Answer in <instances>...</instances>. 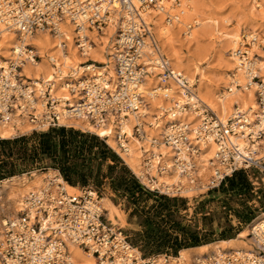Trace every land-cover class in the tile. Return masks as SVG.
Segmentation results:
<instances>
[{"label": "built area", "instance_id": "obj_1", "mask_svg": "<svg viewBox=\"0 0 264 264\" xmlns=\"http://www.w3.org/2000/svg\"><path fill=\"white\" fill-rule=\"evenodd\" d=\"M179 5L178 0H0V23L18 33L22 41L19 52L15 50L0 69V124L17 127L16 119L22 118L35 126L33 132L43 133L77 129L73 121L85 120L98 129L110 128L117 147L126 155L142 142V169L135 175L150 192L189 199L193 191L208 194L227 188L229 180L243 172L249 191L260 199L264 189V76L259 61L264 55L255 49L264 52V36L243 35L234 52L238 69L248 78L245 84L233 81L232 85L242 92L256 86L257 113L237 106L225 122L200 99L197 83L175 70L159 46L154 20L161 15L166 24H177L182 14L171 7ZM63 20L75 26L76 45L83 56H87L88 45L94 44L80 34L85 27L104 33L116 25L114 75L108 70L88 72L79 79L60 81L58 89L75 98L57 96L54 82L23 75L28 63L35 66L44 59L57 70L64 65L58 56H42L37 46L25 42L38 32L59 36ZM192 29L190 25L188 34ZM63 44L68 53L67 43ZM89 63L99 64L89 59L83 65ZM156 74L159 84L148 94L143 84ZM171 84L180 96L171 92ZM156 99L164 104L153 112L151 105ZM194 112L203 114L197 128L189 120ZM163 118L169 119L165 129L151 134L149 129ZM101 138L110 146V136ZM210 144L216 149L209 174L203 176L197 158ZM162 147L176 153L171 165ZM174 170L186 182L162 183L160 177ZM57 172L23 197L17 217L3 222L0 264H72V246L93 254L99 264H155V257L137 256L123 228L106 217L100 191L89 185L82 187L80 194L70 193L67 181L60 170ZM59 175L65 181H60ZM248 228L252 250L218 248L196 255L191 264H264V217L253 219ZM164 258L168 261L171 256Z\"/></svg>", "mask_w": 264, "mask_h": 264}, {"label": "rangeland", "instance_id": "obj_2", "mask_svg": "<svg viewBox=\"0 0 264 264\" xmlns=\"http://www.w3.org/2000/svg\"><path fill=\"white\" fill-rule=\"evenodd\" d=\"M178 1L183 2L182 0ZM193 1L198 11L201 12L202 17H204L201 18L205 20L211 19L212 23L199 26L194 21V19L198 18L193 17V19L190 20L191 22L189 21L191 26H193L192 31L193 33L199 32L196 35L194 34L197 36L196 38L193 35L195 38L193 42L190 43L191 39L188 37V34H186V31H188L186 28L188 29V27L185 26L181 30L182 32L175 36L174 48L168 47L166 50L163 49L164 53L166 51L165 54L168 58H172L175 52H177L176 54H179L183 64L189 66L193 64L191 62L192 60L195 61L194 64L196 63L201 70L199 75H196L192 80L197 83L198 87L199 84L204 81L205 84L212 89L223 85L219 93L221 91L225 92V90L229 91V83L225 85L224 77L228 70L227 59L232 55V51L225 53L230 47L228 50L224 49L225 46L228 48L227 43L221 38L219 40V38L215 37L216 35L213 36L210 31L219 28L220 31L225 30L228 32L229 29L232 30L237 27V23L243 22L246 24L255 17L263 19V21L259 19V24L261 27H264V5L262 8L255 7L254 5L257 6V4H255L253 0ZM226 18L229 19L228 23H225L224 19ZM214 19L217 20L218 23H216ZM212 32H215V30H212ZM250 33L253 34L250 30L247 31L246 29H242L241 40L243 35H250ZM100 34L104 36L103 42L99 44L96 43L93 46L102 50L103 54L109 57V53L115 52L116 35H111L109 38L107 35L105 36L104 33ZM259 35L264 36V33ZM0 37L2 38V36ZM156 37L158 39V36ZM1 42L2 41H0V43ZM172 48L174 50H172ZM167 51H170V55H168L169 53ZM255 51L264 55L261 49H256ZM0 58L2 63H6L13 58V53L8 57L9 60L5 59L4 55H1ZM197 59L199 64L196 62ZM171 63L173 68L177 70L174 60L171 59ZM97 65L102 66L103 64L99 63ZM180 72L182 71L180 70ZM202 72H204V74L206 73L205 76H207V79L206 77L204 79L200 76ZM182 73L184 74L185 72ZM227 73L231 75V77L236 78L233 72ZM184 75L187 77V74ZM246 81L247 80L242 81L241 84H245ZM255 88L256 86L252 87L254 92ZM252 103L257 105L255 97ZM244 108L246 109L248 107L245 106ZM30 125L31 124L28 123L27 127H19L20 129H17L16 133L11 138H7L10 140L28 138L29 140L27 144H25L28 152L26 157L18 154L19 148L17 146L12 147L11 156L9 157H5L4 153L1 152V157L9 161L5 170L14 174L12 176H7L4 180L12 177L24 176L25 174L31 176L33 171H37L39 174L44 175L43 182H45L46 177L54 176L58 173V170L64 175L62 168L65 162L61 161L59 158L61 155L59 134L54 132L52 140L58 152L51 155H43L40 150L36 151V149L39 148V140L35 138L36 133L32 131ZM77 127L78 128L74 130L82 134L77 137V141L84 145L86 144L87 148H85L82 153L77 154L76 157H71V162L67 163L73 166L70 178L77 183L76 187L80 190L82 187L93 185L94 188L100 191L101 199L106 198V200H111L125 215V224L119 219H117L115 223H112L117 227L123 228L129 236L134 249H136V251L138 250L135 252L137 256H142V258H156L160 255L163 257L168 255L171 256L169 259L171 261L173 257L179 255L182 248L189 246V242H191L192 238H197L199 240L198 246H200L222 239L226 240L236 237L239 235L240 231L248 227L251 221L264 211V189L260 191V199L256 197L255 194H252L249 191L250 186L247 185L249 180L246 174L240 175L239 182L242 184L234 189H231L232 187L229 183V187L224 189L221 188L219 191L208 194H200L198 191H193L188 194L189 199L177 200L176 202H172L168 207L159 194L150 192L144 187H139V189L135 188L130 182L123 181V178L129 181V177H134V179L137 180L136 182L142 186L134 171L128 167L125 161L101 138L100 135L88 129H84L81 126ZM152 132L153 134H159L160 130L155 131L153 129ZM0 138L4 139L1 136ZM103 146L110 148L107 158L101 153L103 151ZM138 146L140 147L142 144ZM115 159H117V161ZM26 194L27 193H25V195ZM75 194H80V192ZM108 213L109 212L106 210L105 215L109 219ZM7 218L10 217H4V220Z\"/></svg>", "mask_w": 264, "mask_h": 264}, {"label": "bare ground", "instance_id": "obj_3", "mask_svg": "<svg viewBox=\"0 0 264 264\" xmlns=\"http://www.w3.org/2000/svg\"><path fill=\"white\" fill-rule=\"evenodd\" d=\"M182 1L183 2L180 1L181 3L179 7L176 6L171 7V9H173L175 12L178 11L181 12L182 14L177 24L175 25L166 24L164 22L163 16L161 15L157 16V18L154 20L155 31L157 33L156 36H158L157 40L163 52H164L163 49L166 50L168 49V47L171 48L175 46L174 45L175 36H177V34L182 32L181 30L183 29V27L186 26L189 29L191 25L190 20L193 19V17H197L198 19H200V20L194 19V21L199 26H205L207 25V23H212L211 19H206V20L202 19L204 17H202L201 12L198 11L193 0H182ZM253 1L255 2V4H257V6L254 5L255 7L262 8L264 5V0H253ZM118 16H119V12L116 13V17ZM259 19L263 21V19L259 17L258 18L255 17L252 19V21H249V23L246 24L243 22H239L237 23L238 24L237 27L233 28L232 30L229 29L230 31L228 30V32H226L225 30L220 31L219 28L212 29L215 30V32H212V30L210 31L213 34V36L216 35L215 37L219 38V40L221 38L227 43L228 48H226L225 46L224 49L228 50L230 47V49L228 51H225V53L232 51L231 53L232 55H230L227 59L228 70L226 71L224 77L225 85H228L229 83V88H231L232 91L225 90V92L221 91L219 93L223 85L219 86L218 88L212 89L208 85H206L204 81H202L199 84L198 93L200 99L210 108V110H212L218 116V118H220L225 122L230 117L233 116L237 106H239V108L244 111L248 109V110H252L253 111L252 113H257L256 110L258 109V106L254 105L255 102L254 104L252 103L253 98L255 97L254 90L249 89L246 92H242L241 90L237 89L234 85H232V82L234 81L241 83L242 81L247 80L248 78V76L242 70L238 69V62L236 57L234 56V52L238 49L240 45L242 29H246L247 31L250 30L253 34L250 33L249 36H253V37L261 33H264V29H263L264 27L263 26L261 27V25L259 24ZM224 20L225 23L229 22L228 18ZM214 21L218 23L217 20L214 19ZM59 28H60L59 36L51 35L48 32H38L34 34L32 37L27 38L25 42L37 46L42 56L45 57L58 56L59 61L64 65L59 70H57V68H54L53 66L47 64L46 59H44L41 64H37L35 66L32 65L31 63H28L23 70L24 76L34 80L44 79L45 80L44 82H54L55 93L57 90L56 93L57 96L63 98H75V97H71V95L67 92V90L58 89V84L60 81H64L66 78L79 79L83 76H86L88 72L95 74H102L104 71L108 70L112 75H114V61H113L114 57L111 56H114L115 52L109 53L108 54L109 57H108L105 54H103L102 50H99L93 46L96 43L99 44L103 42L104 39L103 35L98 33L96 30H90L87 27H85L80 32L81 35L87 36L89 38V42L94 43L93 45L92 44L88 45V52L86 54L87 56H83L82 54H80L79 49H77L78 48L76 45L77 33L75 32V26L69 20H63L60 23ZM188 29L186 28V30ZM198 33L199 32L193 33V31H191L190 34H188V31H186V34H188V37L191 39L190 43L193 42V40L197 37L195 35ZM0 34H1L0 36H2V38L0 37V41H2L0 43V57L1 55H4V58L8 59V57L12 53L15 54V50L16 53L19 52L18 50L20 45L22 44V41L18 33H16L13 30H10L2 23H0ZM114 34L116 35V25L114 24L110 25L109 28H107L106 31L104 32V35L105 36L107 35L108 37L109 36L111 37V35ZM193 35L195 36V38ZM64 42H66L69 47L68 50L69 53L64 52V44H63ZM173 48L172 50H174ZM150 49L151 47L149 46V50ZM170 51L169 52L167 51L169 53L168 55H170ZM176 53L177 52H175V54L173 53L174 56H172V58H169L170 61L171 59L174 60L176 69L177 70L180 69L182 72H185L184 74H187V77L192 82L193 81L192 79L196 75H199L201 69H199V66L196 63L194 64L195 61L193 60L191 61L193 64H191L190 66L187 64H183V61L180 58L179 54ZM89 59L102 63L103 65L102 66L97 65L95 63H89L87 65H83V63ZM197 61L198 59L196 60V62ZM60 62L57 63L59 64ZM5 65L6 63L5 62L2 63V60L0 58V69L3 68ZM259 68H261V74L264 76V58L259 61ZM60 70L61 72H59ZM180 70L178 71L180 72ZM227 72H233V75L236 78L231 77V75H229ZM58 73L60 74L56 76L55 74ZM205 74L204 72H202L200 76H202V78L204 79L206 77L207 79V76H205ZM159 81L160 79L158 78L157 74L153 76H149L146 79L145 83L143 84V89L146 91V93L151 94L152 89L158 86ZM169 88L172 93H176L178 96H180L177 88L173 84H171ZM163 104H164V100L156 99L154 102H152L151 111L157 112L158 106H161ZM245 106L248 108L245 109L244 108ZM202 116L203 114L201 112H194L189 115V120L193 122V126L195 128H197L201 124L203 120ZM168 120H169L168 118L161 119L159 125H157L153 129L155 131L160 130V132H162L165 129ZM16 122H17V127L14 126L13 123L8 125L0 124V134L2 138L4 139L11 138L16 133L17 129H20L21 127H25V126L27 127L28 124V122L22 118L16 119ZM73 122L75 123V125L81 126L84 129H88L89 131L95 132L101 137L110 136L108 140L110 146H112L115 150H117V152L124 158L126 164L136 174L141 172L142 156L140 155L141 152H139L141 146L139 147L138 145L142 144V142H137L136 145L133 146V149L130 151V153L126 155L122 153L117 147V144L113 137V132L111 133L110 128L98 129L85 120H80V121L74 120ZM30 126L32 127V129L35 128L34 125H30ZM129 127L131 129V125ZM43 128H46V126H43ZM153 129H149V132L151 134H153L152 132ZM129 132H131V130ZM215 149L216 146L214 144H210L197 158L199 173L203 176H207L209 174L210 171L209 163L215 153ZM161 150L163 151L166 161L168 162L169 165H171L174 157L176 156V153L168 147H162ZM43 178L44 175L39 174L37 171H33L31 173V176L25 174L24 176L12 177L10 179L0 181V230L2 228L3 222L5 221L4 217H17L19 212L21 211L22 199L25 196V193H28L31 190H35L41 187L44 184ZM58 179L60 181H65L62 175H59ZM160 180L162 183L169 185L178 182H183V183L186 182V178L181 176L176 170L168 172L164 176H161ZM66 186H67V190L70 193L80 192V189L78 187L73 186L70 183L66 182ZM101 203H102V207L109 212L108 217L111 222L115 223L117 219H119L122 221L123 224L126 223L125 215L115 206V204L111 200L109 199L106 200V198H103ZM263 217H264V211L261 213V215H259L256 218H263ZM248 229H249L248 227H245L242 231H240L238 236L230 239H226V240L222 239L216 242H212L196 247L183 248L180 250V255L177 257H173L171 261L170 260L165 261V258L162 255H160L156 257L155 264H191L192 260L196 255L210 254L213 250H217L218 248H223L225 250H233V249L252 250L253 242L249 237ZM134 251L137 252L138 250L136 251V249H134ZM71 262L72 264H99L98 259L93 254L85 252L83 249L79 248L78 246L71 247Z\"/></svg>", "mask_w": 264, "mask_h": 264}, {"label": "trees", "instance_id": "obj_4", "mask_svg": "<svg viewBox=\"0 0 264 264\" xmlns=\"http://www.w3.org/2000/svg\"><path fill=\"white\" fill-rule=\"evenodd\" d=\"M54 132L59 134L60 137L59 147H60L61 155L59 156V158L61 161L65 162L62 168V172L64 173L63 177L65 176L64 178L68 183H70L73 186H76L77 183L70 178V174L73 166H70L67 163L71 162L70 161L72 159L71 157L74 158L77 156V154L82 153L85 150V148H87V146L86 144L84 145L83 143L77 141V137L82 135L80 132H77L74 129L60 128V129H52L48 132H43V133L35 132L36 133L35 138L39 140V148L36 149V151L40 150V152L43 155H51L53 153L55 154L58 152L55 145L52 143ZM28 140H29L28 138H21L18 140L0 138V181L7 178V176L14 175L13 173L11 172L9 173L8 171L5 170V167L9 164V161L6 160V158L1 157V152L4 153L5 157L7 156L9 157L11 156L12 147L17 146L19 148L18 154L24 155L23 157H26V154L28 152L25 144H27ZM109 150L110 148H108L107 146H103V151L101 153L104 154L103 156L105 158H107V154ZM115 160L117 161V159ZM242 174L244 173L239 172L229 180L230 186L232 187L231 189H234L237 186H241L242 183L239 182V178L240 175ZM123 181L130 182L131 184L134 185L135 188L138 189L139 187H143L140 186L138 182H136L137 180H135L134 177H129V181L123 178ZM247 185L250 186L249 182ZM160 196L164 200L165 205H167L168 207L172 202H176L177 200H180V198H170L162 195ZM198 245H199V240L197 238L196 239L192 238L191 242H189V246L186 248L196 247Z\"/></svg>", "mask_w": 264, "mask_h": 264}, {"label": "crops", "instance_id": "obj_5", "mask_svg": "<svg viewBox=\"0 0 264 264\" xmlns=\"http://www.w3.org/2000/svg\"><path fill=\"white\" fill-rule=\"evenodd\" d=\"M0 136H1V134H0ZM113 148V147H112ZM114 149V148H113ZM117 151V150H116ZM129 167V166H128ZM131 169V168H130ZM133 171V170H132ZM135 173V172H134ZM68 183V182H67Z\"/></svg>", "mask_w": 264, "mask_h": 264}]
</instances>
